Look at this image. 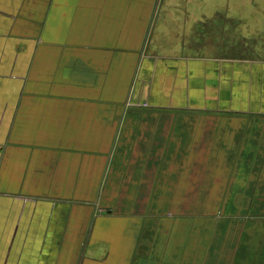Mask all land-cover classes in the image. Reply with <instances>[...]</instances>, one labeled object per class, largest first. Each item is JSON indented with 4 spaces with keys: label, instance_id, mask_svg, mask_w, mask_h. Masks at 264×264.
Segmentation results:
<instances>
[{
    "label": "crops",
    "instance_id": "0c3cea01",
    "mask_svg": "<svg viewBox=\"0 0 264 264\" xmlns=\"http://www.w3.org/2000/svg\"><path fill=\"white\" fill-rule=\"evenodd\" d=\"M189 1L0 0V264H264V56Z\"/></svg>",
    "mask_w": 264,
    "mask_h": 264
},
{
    "label": "rangeland",
    "instance_id": "374dc122",
    "mask_svg": "<svg viewBox=\"0 0 264 264\" xmlns=\"http://www.w3.org/2000/svg\"><path fill=\"white\" fill-rule=\"evenodd\" d=\"M203 1L190 0L189 3L194 6L197 3L206 6V8L207 6L220 5L221 8H224L223 15L220 13V19L211 26L198 27L193 37L190 36L188 40L189 46L200 48L204 53H216L221 56L232 55V57L250 59L264 56V0ZM225 8L231 9L230 16L240 17L244 22L242 24L238 22L236 25L234 18L226 21ZM259 9H262V13L258 12ZM231 12L234 15H231ZM210 15L213 13L208 14V16ZM226 211H230V208H227Z\"/></svg>",
    "mask_w": 264,
    "mask_h": 264
}]
</instances>
